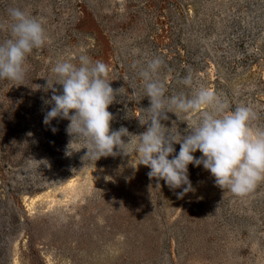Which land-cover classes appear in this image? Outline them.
Here are the masks:
<instances>
[{
    "label": "rangeland",
    "instance_id": "374dc122",
    "mask_svg": "<svg viewBox=\"0 0 264 264\" xmlns=\"http://www.w3.org/2000/svg\"><path fill=\"white\" fill-rule=\"evenodd\" d=\"M10 7L40 20L48 41L22 82L0 79V264H264V181L239 196L190 164L195 191L178 198L136 157L150 107L139 73L155 57L166 95L210 88L228 114L250 106L264 130V0H0V21ZM81 55L109 68L111 126L133 134L129 156L95 161L70 120L43 123L47 79ZM189 73L191 87L179 82ZM168 116L183 134L200 113Z\"/></svg>",
    "mask_w": 264,
    "mask_h": 264
},
{
    "label": "clouds",
    "instance_id": "9594fccd",
    "mask_svg": "<svg viewBox=\"0 0 264 264\" xmlns=\"http://www.w3.org/2000/svg\"><path fill=\"white\" fill-rule=\"evenodd\" d=\"M7 13L11 22L0 21V31L10 33L9 38L0 42V79L22 82L28 72L27 57L34 49L43 47L48 36L42 22L27 11L10 7ZM78 59V64L63 61L55 65L53 71L58 76L55 84L47 79L45 90L51 89L53 94L45 103L52 106L43 123L50 125L56 118L70 120L67 132L73 139L87 141V155L95 161L107 156H129L128 144L133 134L126 127L113 130L111 126L113 114L108 108L119 90L111 86L108 66L86 55ZM163 63L160 57H155L139 73L150 99L148 119L138 117L139 123L147 126L139 134L136 147L139 165L150 169L147 173L150 179L163 180L172 190L182 189L176 193L178 198L195 191L189 178L190 164L203 165L223 190L239 196L252 192L264 181V130H253L255 111L250 106H238L228 114L226 101L204 86L195 89L191 96L166 95L165 83L154 78ZM179 82L191 87L192 75L189 73ZM56 84L63 86L62 92ZM170 112L178 117L189 112L200 116L191 130L182 134L176 121L172 127L162 123L169 120ZM52 131L57 129L53 127ZM126 136L128 142L123 139ZM176 144L180 145L178 153ZM197 151L202 153L199 158L194 155Z\"/></svg>",
    "mask_w": 264,
    "mask_h": 264
}]
</instances>
